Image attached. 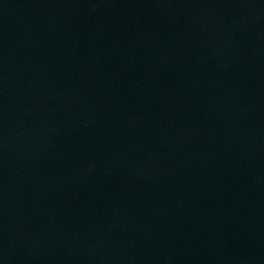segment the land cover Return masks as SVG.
Segmentation results:
<instances>
[{
    "label": "water",
    "instance_id": "obj_1",
    "mask_svg": "<svg viewBox=\"0 0 264 264\" xmlns=\"http://www.w3.org/2000/svg\"><path fill=\"white\" fill-rule=\"evenodd\" d=\"M0 264H264V0H0Z\"/></svg>",
    "mask_w": 264,
    "mask_h": 264
}]
</instances>
